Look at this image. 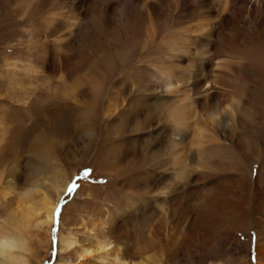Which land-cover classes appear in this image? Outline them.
I'll return each instance as SVG.
<instances>
[{
  "label": "rangeland",
  "instance_id": "rangeland-1",
  "mask_svg": "<svg viewBox=\"0 0 264 264\" xmlns=\"http://www.w3.org/2000/svg\"><path fill=\"white\" fill-rule=\"evenodd\" d=\"M119 1L135 11L134 27L141 16L146 18L145 32L137 31L133 45L124 27L117 26ZM198 1L0 0V187L11 181L20 192L31 180L45 181L39 180L44 174L30 177L29 171V165L40 161L44 152L50 153L46 175L57 172L67 180L66 189L55 204L52 226L30 227L26 232L30 252L24 258L28 264H81L78 251L83 247L93 250L82 264H105L98 260L94 250L96 239L91 237L94 233L86 227L93 211L99 209L106 215L105 230L115 223L123 226L128 235V242L119 240L116 244L128 262H144L153 254L161 264L257 263V246L264 247V216L251 210L256 186L264 188V152L257 154L264 147V133L263 145L253 140L256 121L250 126L243 122L248 132L244 133L242 143L235 142L238 147L230 162L231 180L245 183L247 208L251 210L230 221L233 228L218 240L216 254L201 255L192 262L184 250L171 252L170 244L158 246L145 233L148 226L157 225L162 219L161 210H153L155 216H149L146 197L156 190L150 180L158 184L168 178V191L175 188L176 193L196 188L197 191L202 186L201 182H194V176L185 185L181 175H172L169 164L166 176L153 170L156 168H151L152 164L142 157L152 145L144 143L147 135L141 141L139 136L130 134L131 129L144 126L152 117L156 121H152V127H157L154 129H165L168 109L174 106L172 96L165 97L160 91L166 80L164 73L198 69L194 60L180 62V55L172 47L184 40V22ZM151 13L156 16V25L150 22ZM89 42L101 45L91 52ZM214 43L206 41L200 50L210 57ZM105 51L107 59L101 57ZM239 92L244 94L243 109L260 119L264 127V94L250 84ZM178 109L191 112L190 105ZM132 139L136 143L128 146ZM126 149L131 152L124 158ZM142 158L145 168L140 166ZM196 194L201 199L203 192ZM216 194H221L219 185ZM13 198L0 207V217L13 206ZM178 202L182 204L183 199ZM192 206L184 213H194ZM117 208L125 209L123 225ZM203 228L195 232L196 239ZM60 234H69L75 245L60 251ZM135 239H140L139 250L132 247ZM109 241L111 248H117L112 238ZM234 242L239 250L232 249Z\"/></svg>",
  "mask_w": 264,
  "mask_h": 264
},
{
  "label": "bare ground",
  "instance_id": "bare-ground-1",
  "mask_svg": "<svg viewBox=\"0 0 264 264\" xmlns=\"http://www.w3.org/2000/svg\"><path fill=\"white\" fill-rule=\"evenodd\" d=\"M117 9V26L124 27L133 45L137 31L140 34L145 32L146 18L141 16L134 27L135 11L129 10L127 4L122 5L121 1L118 2ZM186 19V35L180 44H172L173 52L180 55V62L194 60L198 69L188 71L187 68H182L176 74L164 73L166 80L160 91L165 97L172 96L170 100L174 106L168 109L169 123L166 124V121L163 124L166 125L165 129L158 128L157 132L158 129H154L157 127H152V121H155L152 117L153 120H146L144 126L131 129L130 134L139 136L141 141L145 134L151 139L150 142L145 139L144 143L152 145L142 157L152 164L151 168H156L153 170L166 176V171L171 168L174 171L172 175H181L185 185L191 182L192 176L195 177L194 182H201L198 192L196 188L176 193L175 188L168 191V178L163 177V181L159 180L158 184L155 180H150L156 190L146 197L148 205L146 201L142 202L148 206L151 212L149 216L154 215L153 210L162 211V219L156 222L157 225L152 224L148 226V230L145 229L150 240L155 241L158 246L170 244L173 247L169 248L171 252L184 250L187 257L195 262V257L216 254L220 246L218 240L233 228L230 221L241 218L247 210H251L247 208L245 183L239 179L231 180L230 162L234 159V149L238 147L235 142L242 143L244 133L248 132L243 127V122L250 126L256 121L253 140L263 145L261 135L264 127L260 119H255L251 112L247 113L243 109L244 94L239 89L250 84L254 90L264 94V0H199ZM150 22L156 25L154 13H151ZM191 33L195 36L191 37ZM210 40L215 42V46L208 57L200 49ZM95 43H88L91 52H95L101 45L99 42ZM165 45L167 48L168 43ZM101 57L107 59V52H103ZM184 105H190L191 112L178 109ZM144 129L150 130V133L147 134L148 131L145 132ZM133 141L134 139L128 146ZM130 152V149H126L124 158ZM263 152L264 147L257 154L261 155ZM40 155V161L29 165L30 177L44 174L39 180L44 178L45 181L38 183L39 181L31 180L20 192L14 189L11 181L0 187V207L3 208L6 200L14 197L13 206H7L8 210L0 217V264H28L24 258L30 252L26 232L30 227L49 229L52 226L56 201L66 189L67 180L64 176L57 172L46 175L49 171L50 153ZM143 158L140 166L145 168L147 165ZM217 185L221 194H216ZM199 192H203L201 199L196 196ZM180 199H183L182 204L178 202ZM253 199L255 205L251 211L264 216V188L256 186ZM191 204L196 210L192 214H185L184 209H188ZM117 209L123 225L125 209ZM135 209L136 207L134 211ZM132 214L136 215V212ZM223 223L224 228H220ZM86 224L87 230L94 233L91 237L96 239L94 250L99 261H105V264H161L153 254L140 263L125 260L117 245L119 240L128 242L129 237L123 232V226L115 223L105 230L107 219L103 210L93 211ZM200 227L204 228L199 230L196 239L194 234ZM110 238L117 248L110 247ZM133 238L131 237V241ZM135 241L133 248L140 244V239ZM194 241L198 242L193 244ZM235 242L232 249L239 250ZM58 243L59 250L62 251L71 249L76 242L69 234H60ZM92 250L91 247L79 249L78 259L81 264ZM254 258L256 264L264 262L263 246H257Z\"/></svg>",
  "mask_w": 264,
  "mask_h": 264
},
{
  "label": "snow or ice",
  "instance_id": "snow-or-ice-1",
  "mask_svg": "<svg viewBox=\"0 0 264 264\" xmlns=\"http://www.w3.org/2000/svg\"><path fill=\"white\" fill-rule=\"evenodd\" d=\"M71 191V189H69Z\"/></svg>",
  "mask_w": 264,
  "mask_h": 264
}]
</instances>
